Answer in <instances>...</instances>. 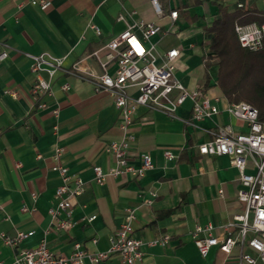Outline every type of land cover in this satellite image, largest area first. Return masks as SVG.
I'll return each instance as SVG.
<instances>
[{
  "label": "crops",
  "instance_id": "0c3cea01",
  "mask_svg": "<svg viewBox=\"0 0 264 264\" xmlns=\"http://www.w3.org/2000/svg\"><path fill=\"white\" fill-rule=\"evenodd\" d=\"M48 1L50 6L41 11L30 0H0V53L7 49L0 61V235L29 234L18 247L6 245L0 236V264H14L18 249L34 248L42 239L56 256H69L75 244L89 253L106 251L128 207L137 208L134 238L148 242L170 237L165 246H143L142 259L135 264H237L238 246L229 254L212 247L202 257L191 236L196 225L208 223L215 227L214 236H234L238 228L228 232L219 227L244 211L236 198L241 188L238 172L228 157L200 155L197 149L211 138L216 125H228L235 133L248 131L244 122L224 111L229 103L213 78L203 90L204 28L216 17L219 2L230 10L249 11L264 10V0H159L162 16L156 15L150 0ZM171 11L178 14L172 26ZM135 21L160 27L153 37L158 52L177 49L176 77L186 88L201 89L216 99L220 111L192 126L189 101L178 107L175 119L137 107L128 159L138 166L139 155L147 153L153 168L140 179L108 177L97 185L93 167L113 166L104 149L121 138L118 110L108 93L95 92L89 82L65 71L82 61L81 69L98 74L95 60L87 57ZM90 22L100 29L99 36L88 28ZM43 53L62 59L63 69L51 79V93L34 100L33 83L49 77L46 72L32 73L27 55ZM40 103L45 108H39ZM56 108L57 116L52 113ZM57 146L63 149L59 162L85 182L84 192L73 201L74 225L67 231L56 230L49 216L60 184L51 170ZM165 150L177 159L166 160ZM151 198L152 203L145 204ZM91 216L96 217L87 222ZM245 251L253 254L247 247ZM100 264L124 263L113 255Z\"/></svg>",
  "mask_w": 264,
  "mask_h": 264
},
{
  "label": "built area",
  "instance_id": "2783aa9c",
  "mask_svg": "<svg viewBox=\"0 0 264 264\" xmlns=\"http://www.w3.org/2000/svg\"><path fill=\"white\" fill-rule=\"evenodd\" d=\"M150 3L156 15L162 16L159 0H150ZM29 4L41 11L50 6L48 0H30ZM177 15V11L169 13L170 26L177 19ZM87 26L96 35L101 34L95 24L90 22ZM160 31V27L153 23L135 21L128 24L117 37L100 45L87 57L95 60L100 70L98 74L81 69L79 66L82 61L65 71L89 82L95 92L108 93L118 110L121 138L110 141L104 149L112 156L113 166L106 170L99 166L93 167V181L97 185L103 184L108 177L129 176L140 179L153 168L147 153L139 155L138 166L132 165L128 159V152L134 140L130 128L137 107L157 111L175 119L178 107L189 101L191 115L188 124L192 126L205 119H211L220 111L216 99H211L201 89L186 88L176 77L175 61L179 52L177 49L158 52L153 37ZM234 31L242 48L251 52L262 49L264 25H235ZM4 48L7 46L4 45ZM6 56L7 49L0 53V61ZM27 57L32 60L30 67L32 73L46 72L49 77L48 80L37 78L33 83L30 93L32 98L37 100L38 97L51 93V79L57 71L63 69L62 59L46 53L27 55ZM66 88L67 86L64 85L63 89ZM131 89L136 92L135 95L131 94ZM38 107L45 108V104L40 103ZM224 111L244 122L248 131L235 133L228 125H216L215 129L209 132L211 138L198 145L197 149L200 155L228 157L231 166L238 172L241 188L236 198L243 204L244 211L236 215L231 222L219 227L228 232L238 228L234 236H214L215 227L210 223L204 226L196 225L191 236L202 257L206 256L212 247L229 254L235 246H238L237 264H264V123L258 119V110L245 102L228 104ZM52 113L57 116L58 109H54ZM62 153L63 149L57 146L51 170L59 176L60 184L55 189L56 204L49 210V216L51 225L56 230L67 231L74 225L73 201L84 192L85 182L82 178L69 173L68 168L59 162ZM163 156L168 161L177 159V156L169 150H165ZM151 196L153 198L155 194ZM152 198L145 201V204H151ZM136 210L137 208L134 207L125 209L124 221L110 238L109 248L106 251L89 253L81 249L79 244H75L69 256H56L42 239L34 248L18 249L14 264H100L113 255L118 256L124 264H135L142 259L143 246H165L170 240L166 234L148 242L134 238L132 224ZM22 211H27V208L23 207ZM95 217H89L87 222L93 221ZM28 235L18 233L13 237L5 234L0 236L6 245L18 247L20 241ZM246 247L253 254L246 252Z\"/></svg>",
  "mask_w": 264,
  "mask_h": 264
},
{
  "label": "trees",
  "instance_id": "16d2710c",
  "mask_svg": "<svg viewBox=\"0 0 264 264\" xmlns=\"http://www.w3.org/2000/svg\"><path fill=\"white\" fill-rule=\"evenodd\" d=\"M264 25V10H230L217 4V14L204 28L207 52L202 57L205 69L203 90L213 78L215 86L229 104L245 102L258 110L264 123V34L263 47L251 52L242 48L234 31L235 25Z\"/></svg>",
  "mask_w": 264,
  "mask_h": 264
}]
</instances>
